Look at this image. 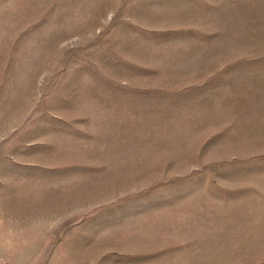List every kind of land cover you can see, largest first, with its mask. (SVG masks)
Returning <instances> with one entry per match:
<instances>
[{
  "label": "rangeland",
  "instance_id": "rangeland-1",
  "mask_svg": "<svg viewBox=\"0 0 264 264\" xmlns=\"http://www.w3.org/2000/svg\"><path fill=\"white\" fill-rule=\"evenodd\" d=\"M0 264H264V0H0Z\"/></svg>",
  "mask_w": 264,
  "mask_h": 264
}]
</instances>
